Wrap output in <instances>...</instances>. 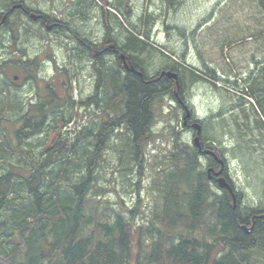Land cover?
<instances>
[{"label": "trees", "instance_id": "16d2710c", "mask_svg": "<svg viewBox=\"0 0 264 264\" xmlns=\"http://www.w3.org/2000/svg\"><path fill=\"white\" fill-rule=\"evenodd\" d=\"M83 2L85 8L91 5L86 0ZM6 3L7 12L3 16L8 13L12 16L11 7L24 3V0H6ZM261 4L264 10V0ZM123 5L124 2L113 5V8L120 12ZM103 11V20L108 28L115 16L107 9ZM7 21H10L9 17L6 24ZM110 29L107 40H111ZM133 30L141 32L135 26ZM145 36L149 39L147 34ZM117 44L123 54L130 52L136 72H139L138 65L146 71L139 72L143 77L131 73L123 82V72L118 67L111 65V72L108 73L106 69L99 70L108 79L112 74L109 81L112 92L101 98L109 121L100 126L90 119L72 139L69 154L68 151L59 152L62 141L59 139L52 146L48 143L40 146L44 148L40 157H31L29 150L33 146L28 145V148L23 141L46 132L44 128L53 111L55 115L62 114L65 124L73 123L75 104L89 105L91 98L76 102L69 96L63 102L52 92L53 99L32 106L24 113L26 125L15 134L19 139L17 145L10 140L11 135L7 132H3L2 137L1 132L7 126L0 124V264H264V221L256 220L260 225L248 234L242 229L243 222L236 218L234 210H239V207L248 212L252 210V216L257 217L262 213L257 209L259 202L255 200L253 206L245 208L239 203L242 194L238 193L240 197L236 195L237 205L234 208L230 193L222 189L218 192L215 189L218 185L208 176L207 170L215 164L214 159L209 158L205 171L201 167L202 154L195 147L179 143L178 137L169 152L168 163L155 169L154 189L157 194L148 216L145 208L142 211L144 204H140V194L135 210L121 206L108 209L101 205V199L90 203L95 199L94 194L106 192L95 191L93 186L97 181L98 167L104 160L100 152L115 129L123 125L128 134H123L127 137L122 138V154L125 155L120 167L127 175H133L135 163L140 160V166L143 164L145 143L151 141L155 101L162 99L163 93L166 94L159 91L162 82L155 83L150 78L154 73L149 71L152 60L147 54L148 45L132 33H126L124 42ZM166 51H171L173 56L168 57L173 62L168 59L171 64L165 70L178 65L185 84L203 81L196 76L198 71L194 65L190 64L193 68L186 65L187 61L177 58L174 50L167 48ZM181 64L193 72H182ZM259 71L247 89L235 88L239 92L234 91V94L244 101L248 100L246 96L255 99V106H252L254 119L242 108L245 121L238 125L239 130L247 133L257 127L264 135V69ZM5 90L8 91V88L3 87L0 95ZM224 93L233 97L229 92ZM9 100L12 111L22 109L23 103L15 98ZM253 120L254 127L249 125ZM174 134L180 135L177 132ZM68 141L69 138H66L64 142ZM16 157L19 165L21 163L28 168L26 176H15L12 169L7 168ZM138 214L142 217L139 225L134 222Z\"/></svg>", "mask_w": 264, "mask_h": 264}, {"label": "rangeland", "instance_id": "374dc122", "mask_svg": "<svg viewBox=\"0 0 264 264\" xmlns=\"http://www.w3.org/2000/svg\"><path fill=\"white\" fill-rule=\"evenodd\" d=\"M86 2L91 3L89 8H85L83 0H24L28 10L43 13L51 20L50 24H62L56 33H49L21 13L12 14L9 23L0 28V91L3 87L8 88V91L5 90L0 95V124L7 126L1 132L2 137L3 132H7L11 135L10 140L17 145L19 139L15 134L26 125L23 121L24 113L32 106H39L44 101L53 99L52 92L60 96L63 102L69 96L76 102L91 98L89 105L75 104L73 123L65 124L62 114L55 115L53 111L48 125L44 128L46 132L23 141L26 147L33 146L29 150L31 157H40L44 149L40 146L46 143L52 146L59 139L62 141L58 150L68 151L69 154L72 139L90 119L98 122L100 126L109 121L101 98L112 92L109 88L112 74L108 75V79L102 73L100 81L97 82L94 68L100 66L101 71L106 69L108 73L111 72V65L115 64L111 57L106 56L99 61L100 65L94 67L90 56L86 59L87 52L83 51L84 48L79 42L98 43L95 47L100 50L109 34L108 28L111 27L109 39L119 44L124 42L126 33H132L148 45L147 54H150L152 60V68L148 70L155 75L171 61L169 57L173 55L171 51H166L167 48L174 50L177 58L187 61L186 65H194L195 70L203 75L200 77L203 81L188 82L184 92L185 102L203 121L204 141L227 159L230 176L237 190L246 195V204L250 205L256 200L259 202L257 209L264 214V135L257 127L247 133H243L238 127L245 121L242 108L254 119L252 106H255V99L246 96L248 100L245 102L242 97L243 100L239 99L238 94H234V91H238L235 90L236 87L248 88L256 67L252 58L264 60V10L261 0H179V6L174 0ZM122 2L124 5L120 12L113 8V5L118 6ZM6 5V0H0V19L7 12ZM103 9L115 16L108 28L103 20ZM133 26L141 32L134 31ZM214 65L221 68L220 75L235 81L212 79L213 75L208 67ZM176 66L179 72V66ZM181 68L184 73L193 72L185 65ZM211 70L216 71L217 68ZM15 75L19 76L17 81L13 79ZM209 83H214L218 90ZM98 85L101 91L96 94L95 88ZM224 92H229L233 97ZM9 98L11 101L15 98L17 102L23 103L22 109L18 112L12 111ZM161 98L154 104L151 141L144 145L146 155L142 166L139 164L140 160L135 163L133 175H127L123 167H120V161L125 155L122 154V138L127 137L123 136L127 134L125 127L120 125L100 152L104 160L98 167L97 181L93 187L95 191L106 192L94 194L95 199L90 203L101 199V205L108 209L121 206L133 210L140 194V204H144L142 211L146 209L145 213L149 215V208L154 205L157 194L154 189L157 176L155 169L168 163L169 152L173 149L176 137L179 143L188 144L190 147H194L195 138L194 130L183 126L184 109L169 96ZM254 123L255 120L249 125L254 127ZM173 130L180 135L176 136ZM66 138H69L68 142H64ZM148 159L150 162H147ZM11 162L7 168L12 169L15 176H26L29 173L26 166L18 164L17 157ZM208 162L207 157H202L201 167L205 171ZM215 189L222 192L217 186ZM141 221L142 217L139 215L134 222L139 225ZM134 253H137L136 249Z\"/></svg>", "mask_w": 264, "mask_h": 264}, {"label": "flooded vegetation", "instance_id": "af4514ba", "mask_svg": "<svg viewBox=\"0 0 264 264\" xmlns=\"http://www.w3.org/2000/svg\"><path fill=\"white\" fill-rule=\"evenodd\" d=\"M25 8L22 9H18L17 11H19V13H21V15L25 16L26 18L32 20V22H34L35 24H39V26L41 25V27L45 28L49 33H53V32H57L59 31V29L62 27V24L60 22H54L52 24L51 20L44 15L43 13H32L30 10H28L25 6V4H23ZM32 14H36V15H40L41 17L38 18L37 20H34L32 18ZM9 17V16H8ZM7 17V18H8ZM10 18V17H9ZM2 21V20H1ZM0 21V23H1ZM8 23V21H7ZM6 24V21L4 22L3 25H1V28ZM69 27V26H68ZM68 29V28H67ZM253 37L251 36V39ZM258 43V42H256ZM79 44L82 46V48L86 49L85 51L87 52V58L90 56V60L92 63H94V67H97L98 65H100L99 61H102L106 56L107 57H111L114 60L113 64L114 66L118 67L122 72H123V78L122 81L126 82L128 75L129 74H136V75H140L139 72H141V70L146 71L144 68H142L141 66L138 65V71H135V62L134 59L132 57V55L130 54V52H126L125 58L122 59L120 57V54L123 52L120 50V47L118 46L117 42L112 41V40H107L104 39L103 42V47L102 49L98 50L95 46L99 45L98 43L93 44V42H87V41H80ZM123 54V53H122ZM254 60V64L256 65L255 67V71L252 73V80L253 78L257 77L258 73L260 72L259 70H263L264 69V60L262 61V58H260V60H256L255 58H252ZM171 63H168L167 65L169 66ZM173 68H170L169 70H165L162 69L160 70V72L158 74H153L150 76V78H153L152 82L158 83V82H162V85L159 88L160 92H166V96H169L172 98V100H174V102L179 106H183L185 108L184 105H186L185 101H184V95H185V91L187 89V85L183 82V77L181 75L180 72L177 71V67L176 66H172ZM216 67L217 70L216 71H212L211 68ZM211 74L213 75V77H211L212 79H224V81H235L232 78H228V80L226 78H224L222 75L219 74V71L221 70V68L217 65L214 66H209L208 67ZM133 69V71L131 70ZM176 69V70H175ZM101 67H97L94 68L95 73L97 74V82L100 81L101 79V73L100 71ZM174 70V71H173ZM180 70V69H179ZM228 70V74H229V69ZM165 72H174L178 74V81L174 80V79H170L166 76L161 77L162 73ZM199 77H203V75L201 73H198ZM141 76V75H140ZM225 76V75H224ZM229 76V75H228ZM143 77V76H141ZM211 85L212 88H214L216 91L218 90L216 85L214 83H209ZM237 88V87H236ZM98 92L101 91V88H99L98 86H96L95 88ZM112 90V89H111ZM237 90V89H235ZM232 91V90H231ZM234 91V90H233ZM165 94V93H163ZM246 102V101H245ZM244 102V103H245ZM190 115L187 117L183 116L184 119V123L186 125V127L188 128H192L193 123L198 122L199 124H202V134L204 131V126H203V121L199 120L197 118H195L192 114V112L190 111L189 113ZM201 134V136H202ZM201 140V147L197 148V150L200 152V154H202V156L207 157V159L209 158H213V156L211 155H206V153H204L207 149H211L213 150L211 147H209L207 145V143L204 141L203 137L200 138ZM215 151V150H213ZM216 154L218 155L219 158H222L225 164V169H224V173H223V177L226 179V181L230 184L231 188H233V193L231 192L230 195L233 198V206L234 208H236L237 205V200H236V196H234L235 193H241L242 194V202H240L241 206H247L248 204H246V195L242 192H239L237 190V188L235 187V184L230 176V166L228 165V161L226 158L220 156L219 153L216 152ZM211 156V157H210ZM215 161V164L212 165L211 167L208 168V176L210 178V180H212L213 182H217V180L219 179L218 176H216V173L221 169V166L217 163V160L215 158H213ZM212 169V170H211ZM226 190V189H224ZM235 192V193H234ZM229 193V192H228ZM236 195V194H235ZM255 200H253V202L249 205V206H253L255 204ZM241 207H239V210L234 209L237 213H236V218H238V220H240L241 222H243V224L241 223L242 229L245 230L246 233H250L254 228H258L259 224L257 223V219L263 220V218L261 216H252V210L251 211H246L244 209H240ZM245 213V216L243 217V214ZM240 214L242 217H239ZM251 217V218H250ZM240 218V219H239ZM255 219V220H254ZM264 221V220H263ZM245 226H249L245 227Z\"/></svg>", "mask_w": 264, "mask_h": 264}, {"label": "water", "instance_id": "95a60500", "mask_svg": "<svg viewBox=\"0 0 264 264\" xmlns=\"http://www.w3.org/2000/svg\"><path fill=\"white\" fill-rule=\"evenodd\" d=\"M18 8H22V5H17V6H15V7H13V8L10 10V13L13 12L15 9H18ZM7 16H8V15H6V16L4 17V19H3V21H2V23H1L0 25H2V24L5 22ZM40 17H41L40 15H34V14L32 15V18H33L34 20H37V19L40 18ZM120 57H121L122 59H124V58H125V55L121 53V54H120ZM131 70L133 71V69H131ZM163 76H166V77H168V78H170V79H174V80H176V81H178V78H179V77H178V74H177V73H174V72H165V73H162L161 77H163ZM193 128L197 131V136H196V138L194 139V146L197 147V148H200V147H201L200 136H201V133H202V126H201L200 124H197V123H196V124L193 125ZM206 153H207V154H211V155H213V156L215 157V159L220 163V165H221V166H224L223 161L220 160V159H218V158L216 157V155H215L211 150H206ZM219 188H221V189H224V188L230 189V187L226 184L225 179H223V178L219 179Z\"/></svg>", "mask_w": 264, "mask_h": 264}, {"label": "bare ground", "instance_id": "6f19581e", "mask_svg": "<svg viewBox=\"0 0 264 264\" xmlns=\"http://www.w3.org/2000/svg\"><path fill=\"white\" fill-rule=\"evenodd\" d=\"M179 60V59H178ZM98 141V140H97ZM59 143V142H58ZM195 148H197V147H195ZM55 150H57V149H55ZM207 150H211V149H207ZM215 155H216V157L218 158V159H220V160H222L223 161V159L222 158H219L218 157V155L216 154V152L215 151H213V150H211ZM60 152V151H59ZM200 153V152H199ZM204 153H206V151L204 152ZM206 155H211V154H207L206 153ZM205 156V155H204ZM203 156V157H204ZM211 156H213V155H211ZM210 156V157H211ZM213 158H215L214 156H213ZM218 162V161H217ZM223 163H224V161H223ZM224 169H225V164H224V166H221V169L216 173V176H218L219 177V179H221V178H223V179H225L222 175H223V173H224ZM212 170V169H211ZM208 171V170H207ZM209 175V174H208ZM219 179L217 180V182H216V184L218 185V187H219ZM212 181V180H211ZM225 182H226V184L230 187V189H227V188H224V189H226V191H228L229 193H233V188H231V186H230V184L226 181V179H225ZM224 189H222V190H224ZM221 190V189H220ZM235 193V192H234ZM236 195H237V197H240L237 193H235ZM234 194V196H236ZM242 198V197H241ZM240 199V198H239ZM58 201V200H57ZM240 203V202H239ZM239 207V206H238ZM263 208V207H262ZM261 210V209H260ZM229 211V210H228ZM237 213V212H236ZM238 215H240V214H238ZM258 216H261L262 218H263V220H264V214H259ZM239 217H242L241 215L239 216ZM243 217H244V215H243ZM251 218V217H250ZM238 219V218H237ZM240 219V218H239ZM255 220V219H254ZM257 220H259V219H257ZM262 220V221H263ZM226 221V220H225ZM222 222V221H221ZM218 224V223H217ZM221 224V223H220ZM259 225H260V223H259ZM262 226V225H261ZM229 227V226H228ZM242 227V226H241ZM245 227H247V226H245ZM230 228V227H229ZM228 228V229H229ZM260 231V230H259ZM233 233V232H232ZM230 234V233H229ZM249 234V233H248ZM261 234V233H260ZM226 236H227V234H226ZM232 237V236H231ZM260 239V238H259ZM258 239V240H259ZM261 240V239H260ZM227 241V240H226ZM255 241V240H254ZM262 242V241H261ZM241 244V243H240ZM236 248V247H235ZM234 248V249H235ZM239 252V251H238ZM240 253V252H239ZM250 254V253H249ZM240 256V255H239ZM230 261V260H229ZM235 262V261H234ZM230 263V262H229ZM232 263V262H231Z\"/></svg>", "mask_w": 264, "mask_h": 264}]
</instances>
